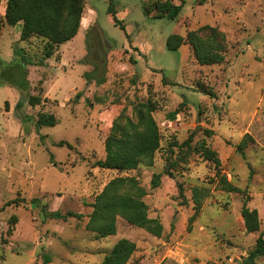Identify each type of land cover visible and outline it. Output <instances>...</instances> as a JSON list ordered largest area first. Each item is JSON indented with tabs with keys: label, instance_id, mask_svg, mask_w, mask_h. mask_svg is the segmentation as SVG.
<instances>
[{
	"label": "rangeland",
	"instance_id": "obj_1",
	"mask_svg": "<svg viewBox=\"0 0 264 264\" xmlns=\"http://www.w3.org/2000/svg\"><path fill=\"white\" fill-rule=\"evenodd\" d=\"M84 1L80 32L63 45L70 48L65 78L55 75L61 46L47 58L45 40L21 41L20 27L2 29L0 209L17 203L0 212V264H100L121 239L137 247L128 264H251L264 232V0H187L174 21L147 16L153 0ZM205 25L226 37L222 64L200 65L189 44L168 50L172 34L185 37ZM31 96L42 103L31 106ZM148 100L157 105L161 132L153 165L144 161L127 172L97 167L114 120L123 111L133 117L134 106ZM43 112L59 123L38 129ZM201 142L218 153L240 193L217 187L215 165L197 150ZM119 177L136 178L146 190L149 216L164 226L161 237L120 216L113 236L87 229L91 204ZM197 187L211 194L190 224ZM246 197L259 213L257 233L245 228ZM69 213L75 216L55 217Z\"/></svg>",
	"mask_w": 264,
	"mask_h": 264
},
{
	"label": "trees",
	"instance_id": "obj_2",
	"mask_svg": "<svg viewBox=\"0 0 264 264\" xmlns=\"http://www.w3.org/2000/svg\"><path fill=\"white\" fill-rule=\"evenodd\" d=\"M153 0L150 6L145 5L147 16L153 18H166L177 20L187 0ZM4 8V14L1 9ZM85 10L84 0H0V37L5 24L15 27L21 25V41H28L33 37H39L46 41V57L53 55L54 50L63 44L73 40L79 33ZM155 13V15H152ZM189 44L197 62L202 66L222 64L226 59V37L217 27L205 25L198 30L187 33L184 37L180 34H172L167 40V48L170 51H179ZM100 81L99 83H101ZM207 95H213L203 90ZM42 103L40 96H31L29 104L38 106ZM22 104L19 103L18 107ZM157 110L155 102L148 100L134 106V116H128L125 111L114 120L110 134L105 139L106 158L96 162V166L102 169H112L119 172L136 170L139 165L147 161L153 165L155 155L161 147L160 128L154 119L153 113ZM178 111L173 113V116ZM59 120L54 114L40 113L36 121V127H54ZM190 138L189 140H191ZM58 146H67L73 149L72 144L61 141ZM246 140L238 147L244 153ZM197 150L206 161L215 165L216 185L219 189L228 193H240L241 189L229 181L222 170V162L216 151L210 149L205 142H201ZM161 175L153 178V187L160 186ZM179 192L184 196V187L178 185ZM211 194L209 188H195L192 200L194 214L190 218V224L194 222L203 208V202ZM146 190L140 186L136 178L119 177L110 181L101 194L96 197L93 213L87 225V229L96 232L99 238L113 236L117 232V217L124 218L133 226L145 229L155 237H161L164 226L157 218L149 216V206L145 202ZM36 203V199L33 201ZM249 197L244 200L242 217L247 233L260 231L261 220L257 210L248 207ZM16 201L5 204L0 212ZM56 214V218L66 219L67 216ZM75 216V215H72ZM79 216V215H76ZM16 223V218H12ZM12 233V228L9 229ZM136 244L128 239L118 241L113 249L105 256L100 264H128L135 253ZM264 258V232L257 238L254 249L250 252L248 260L255 264L257 258ZM48 261H46L47 263ZM166 264V263H163Z\"/></svg>",
	"mask_w": 264,
	"mask_h": 264
},
{
	"label": "crops",
	"instance_id": "obj_3",
	"mask_svg": "<svg viewBox=\"0 0 264 264\" xmlns=\"http://www.w3.org/2000/svg\"><path fill=\"white\" fill-rule=\"evenodd\" d=\"M81 25H82V23H81ZM6 27H8V29H7V32H13V30H16L15 28L16 27H20V37H19V39L21 40V25H17V26H15V27H12V26H9V25H5ZM3 27V30L6 28V27ZM81 29V28H80ZM79 32H80V30H79ZM79 34V33H78ZM2 37V36H1ZM77 37V36H76ZM75 37V38H76ZM34 39V37L33 38H31L30 40H33ZM72 41V40H71ZM27 42H29V40L27 41ZM64 45V44H63ZM63 45H61V47L63 48ZM68 49V48H67ZM66 48H63V51H65V53L63 52L62 53V57H61V63H59V67L57 68V71H56V73H55V75L56 74H58L59 73V75H61L60 77H62V78H65L66 77V73H67V69H65V66H63L62 65V62H63V60H64V58H65V56L67 57V52H68V50H70V48L67 50ZM39 68H41V67H38L37 69H39ZM36 72H38V71H36ZM84 86H86V85H84Z\"/></svg>",
	"mask_w": 264,
	"mask_h": 264
}]
</instances>
